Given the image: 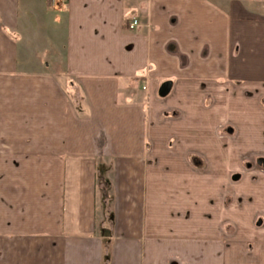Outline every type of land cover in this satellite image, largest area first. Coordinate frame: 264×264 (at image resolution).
Here are the masks:
<instances>
[{"label": "crops", "instance_id": "0c3cea01", "mask_svg": "<svg viewBox=\"0 0 264 264\" xmlns=\"http://www.w3.org/2000/svg\"><path fill=\"white\" fill-rule=\"evenodd\" d=\"M165 83L264 87V0H0V264H264L152 129Z\"/></svg>", "mask_w": 264, "mask_h": 264}, {"label": "rangeland", "instance_id": "374dc122", "mask_svg": "<svg viewBox=\"0 0 264 264\" xmlns=\"http://www.w3.org/2000/svg\"><path fill=\"white\" fill-rule=\"evenodd\" d=\"M212 88L213 84L207 83L206 88L191 86L187 91L177 89L157 97L155 114L164 112L172 118L174 111L179 119L174 125L168 119L156 121L151 128L164 138V144L175 138L173 144L180 151L174 158L177 166L185 159L203 172V200L216 196L219 203L223 196L231 198L232 208L226 216L234 234L260 240L264 236L260 234L264 232V170L256 166V160L264 157V87L246 90L227 86L226 91L215 94ZM230 132L234 133L229 137ZM154 160L156 165L172 164L164 152ZM216 170V186L207 189L204 184Z\"/></svg>", "mask_w": 264, "mask_h": 264}, {"label": "water", "instance_id": "95a60500", "mask_svg": "<svg viewBox=\"0 0 264 264\" xmlns=\"http://www.w3.org/2000/svg\"><path fill=\"white\" fill-rule=\"evenodd\" d=\"M170 87H171V84L170 83L163 84L161 86L160 90H159V96L160 97H165L169 93ZM261 163L264 164V160L258 161V164L261 165Z\"/></svg>", "mask_w": 264, "mask_h": 264}, {"label": "built area", "instance_id": "2783aa9c", "mask_svg": "<svg viewBox=\"0 0 264 264\" xmlns=\"http://www.w3.org/2000/svg\"><path fill=\"white\" fill-rule=\"evenodd\" d=\"M54 1H56V2H61V3H64L66 0H54ZM137 21H133L132 23H131V25H130V27L132 28V27H137ZM143 89L145 90V88L143 87Z\"/></svg>", "mask_w": 264, "mask_h": 264}, {"label": "flooded vegetation", "instance_id": "af4514ba", "mask_svg": "<svg viewBox=\"0 0 264 264\" xmlns=\"http://www.w3.org/2000/svg\"><path fill=\"white\" fill-rule=\"evenodd\" d=\"M261 160H264V157H261V158H259V159L256 160V166H258V167H260L261 169L264 170V164L263 163H261V165L258 164V161H261Z\"/></svg>", "mask_w": 264, "mask_h": 264}, {"label": "trees", "instance_id": "16d2710c", "mask_svg": "<svg viewBox=\"0 0 264 264\" xmlns=\"http://www.w3.org/2000/svg\"><path fill=\"white\" fill-rule=\"evenodd\" d=\"M51 0H49V2H50Z\"/></svg>", "mask_w": 264, "mask_h": 264}]
</instances>
